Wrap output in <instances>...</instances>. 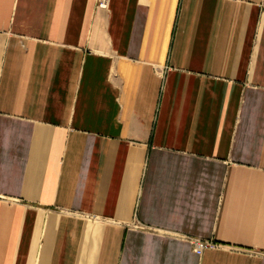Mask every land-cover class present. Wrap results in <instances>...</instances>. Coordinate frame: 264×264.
<instances>
[{
    "label": "crops",
    "instance_id": "crops-1",
    "mask_svg": "<svg viewBox=\"0 0 264 264\" xmlns=\"http://www.w3.org/2000/svg\"><path fill=\"white\" fill-rule=\"evenodd\" d=\"M95 2L0 0V264H264V0Z\"/></svg>",
    "mask_w": 264,
    "mask_h": 264
},
{
    "label": "built area",
    "instance_id": "built-area-1",
    "mask_svg": "<svg viewBox=\"0 0 264 264\" xmlns=\"http://www.w3.org/2000/svg\"><path fill=\"white\" fill-rule=\"evenodd\" d=\"M110 0H96L95 6L100 10H105L109 6ZM191 244L193 246V249L195 252L200 253L204 248L211 247L214 244L207 240H201V239H191Z\"/></svg>",
    "mask_w": 264,
    "mask_h": 264
}]
</instances>
